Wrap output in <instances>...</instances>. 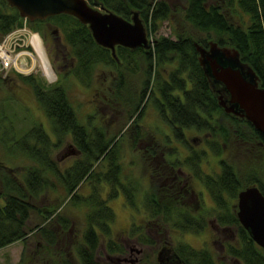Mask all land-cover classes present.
Listing matches in <instances>:
<instances>
[{"label":"trees","instance_id":"trees-1","mask_svg":"<svg viewBox=\"0 0 264 264\" xmlns=\"http://www.w3.org/2000/svg\"><path fill=\"white\" fill-rule=\"evenodd\" d=\"M86 1L91 7H103L127 21L133 12L138 13L146 25L148 36L157 31L161 23L169 20L173 10L167 0ZM50 20L55 21L64 33L65 41L77 61L73 75L80 81H89L93 67L99 64L111 68L113 66L115 71L120 73L119 83L124 79L125 71L135 73L138 72L139 64L144 66L146 79L135 110L136 119L141 116L151 95L158 112L163 108V111L159 112L161 117L167 124L177 127L175 134L178 137L183 129L188 128L211 132L215 140L207 143H210V147L215 151L221 142L225 143L231 137V129L234 130L233 135L241 139L243 135L248 134L245 131L248 128L249 133L264 150L263 134L255 131L245 119L227 114L219 106L217 91L220 86L207 76L200 66L194 46L197 44L205 49L210 44H216L219 48L236 51L240 61L252 69L264 88V0H185L183 23L188 26V32L178 34L174 40L167 37L155 39L148 51L137 49L132 53L117 47L116 58H112L108 50L97 46L88 27L79 24L73 17L57 15ZM23 26L24 20L18 12L10 8L5 0H0V36L3 37ZM115 60L120 62L119 66ZM172 65L175 67L172 68ZM165 66L167 69L170 67V71L166 70V77L158 70L159 67L166 69ZM26 80L32 84L37 101L51 119L57 140L54 143L40 126L30 133L36 145L30 146L26 142L27 137L21 140L24 143L23 152L36 163L34 167L26 170L23 181L15 171L0 166V250L17 242H26L32 231H37V235L48 245L56 244L58 226L64 231L70 230V221L59 214V208H62L64 201L74 206L77 202H85L90 210L85 215L83 241L77 250L80 264H109L100 261L98 256L102 241H105L103 246L108 254L117 256L124 252V246L111 239L114 213L95 192L85 198L77 191L86 182L94 179L98 182L105 181L111 185V189L122 190L129 207L135 206L133 188L124 187L118 176L121 166L116 145L122 133L107 138L100 128L93 127L88 130L78 121L62 88L42 86L34 78ZM147 90L148 96L145 94ZM156 93L159 99L153 96ZM223 118L231 119V125L222 124L220 121ZM70 135L74 140L67 142L65 147L71 145L74 155L79 154V157L75 158L72 166L61 171L50 158L49 152L60 144L61 139ZM198 155L192 153L188 163L197 165L200 159ZM104 160L106 170L98 172L96 168L98 164H103ZM220 161V174L205 175L194 165L193 171L203 179L204 186L208 188L217 205V211L213 215L217 224L226 231H235L236 236L234 235L233 239L236 240L226 246V253L240 264H264V250L251 240L235 216L237 196L241 191L248 187H257L264 196V164L260 176L255 170H247L246 175L242 177L234 166L223 159ZM48 173L54 174L55 181L66 193L62 199L56 198L47 206L45 198L41 201L40 197H44L45 193L47 196L49 189L56 190L58 187L56 182H52L48 177ZM143 204L148 209L150 219L172 223L174 229L182 232L196 234L205 227L204 221L195 218L192 211L185 206L175 203L162 206L152 191L145 195ZM32 214L39 217L35 230L27 226ZM132 229L133 236H138L139 230ZM137 238L143 244L153 242L146 235ZM173 250L181 264H216L206 249L196 250L185 243H179Z\"/></svg>","mask_w":264,"mask_h":264},{"label":"rangeland","instance_id":"rangeland-1","mask_svg":"<svg viewBox=\"0 0 264 264\" xmlns=\"http://www.w3.org/2000/svg\"><path fill=\"white\" fill-rule=\"evenodd\" d=\"M167 1L173 9L172 13L169 20L161 23L157 31L148 36L150 41L160 37L174 40L178 34L189 31L188 26L183 23L185 0ZM27 22L24 20V26L21 29H16L3 37L0 36V46L3 45L4 49L10 51L13 55L28 52L35 57V63L32 57H24L25 61L22 62V58L19 59L16 67L9 66L5 68H2L0 58V166L15 171L21 181H23L26 170L36 165L23 152L24 143L21 140L27 137L28 141L26 142L30 146L36 145V141L31 137L30 133L37 126H40L54 143L57 140L52 130L51 119L47 117L42 105L37 101L32 92L33 87L26 78H34L45 87L51 86L55 79H59L60 88L65 91L70 105L83 127L85 126L88 130L93 127L100 128L107 138L116 137L119 133H122L119 135L116 145L117 150H119L121 166V173L118 176L124 187L133 188L135 208L127 205L126 197L119 190L120 188L113 190L109 183L107 184L105 181L98 182V180L94 179L91 182H86L77 191L85 198L95 192L96 196L105 201L106 205L113 211L114 221L111 224V239L118 243L125 240L128 235H132L133 223L139 227H144L141 225H143L145 219L147 220V214L143 210L145 194L149 190L151 192L156 189L154 187L156 184L150 186L149 175L153 173V168L158 170L161 165L157 160L142 159L140 149L143 143L146 145L152 140V136L167 145L165 149H157L158 155L160 151H163L164 156L168 159L170 158V161L173 159H180L181 161L188 156L190 157L192 153L199 154L200 159H198L197 165L194 166L198 167V169L200 168L202 172L208 175L220 171L218 161L222 159L234 166L237 173L242 177L246 175L247 170H255L258 175L260 174L264 164V150L257 143V139H254L253 135L249 133L248 128L245 129L248 134L243 135L241 139L233 135L234 130L231 129V137L227 142H221L219 148L215 151L210 147L211 140H215L212 137L213 134L207 131H199V129L195 128L185 130L183 134L184 140L182 141L173 138L170 140L172 142L166 141L167 139H164L163 132L168 133V128L165 127L167 124L160 118L151 95L141 116L137 119L134 116L144 89L143 82L146 79L144 66L139 64L138 72L135 73L125 71L123 73L125 74L124 79L119 83L120 73L115 71L113 66L111 69L104 64H99L93 67L89 81H80L72 74L70 61L74 56L71 53L70 46L65 41L64 33L56 22L50 20L48 23H50L52 30L59 28V43H57V47H54V41H51L49 36L47 38L43 37L41 30H37L38 26L30 25ZM14 32L17 33L14 36H10V38L11 40L13 37L19 38L20 41H15L16 43L7 38ZM34 34L39 36L42 41L49 67H51L55 76L53 79L45 75L40 59L30 45L31 36ZM63 58L66 59V62ZM54 62H58L60 66L64 67L59 70ZM73 62L74 60L72 59ZM32 63L35 65L32 72H26ZM165 67L166 69L162 67L158 69L159 73L164 77L167 76L166 70L170 71L171 65L168 69L167 66ZM173 67L175 65H172ZM148 92L149 90L145 93L147 96ZM153 96L159 99L157 94ZM230 120L223 118L220 122L225 125H231L229 123ZM170 130L172 132L171 128ZM139 139L140 141L137 142ZM73 140L72 135L64 137L61 139L60 144L49 152L50 158L56 162L61 171L72 166L77 159L76 157H79V154H61L67 142ZM207 141L210 143L208 144ZM138 144L140 145L138 146ZM105 161H103L104 165L98 164L96 168L98 172L106 170ZM185 169L186 174L183 173L184 176H182L188 179L191 189L198 195L200 206L202 207L201 210L209 209L203 215H207L209 221L213 220L214 202L203 186H199L196 179L191 176L192 167H185ZM48 177L52 182H56L54 174L48 173ZM56 184L58 186L56 190L49 189L47 196L45 193L44 197H40L41 201L45 198L47 206L53 200L55 201L56 198L62 199L66 193L58 182ZM112 193L116 194L112 197ZM66 202L64 201L62 208H59V214L70 221L68 223L70 230L64 231L58 226L56 244L48 245L47 242L37 235V231H32L26 242H17L0 250V264H80L77 250L82 245L85 215L90 208L86 207L85 202H77L75 206ZM0 204H2L1 201ZM145 210L148 211V209ZM38 222L39 217L32 214L27 226L35 230V225ZM172 228V223L167 225L166 231H171H167L166 236H161V242H169L173 245V248L179 243H185L196 250L206 249L212 254L216 264H240L232 260L226 253V246L233 244L236 240L233 239L235 231L232 229L231 231L222 232L221 229H214L208 225L201 232L194 234L174 228L173 230ZM138 232L141 238L145 235L153 237V232L149 233L145 229H141ZM131 238L134 239L133 235ZM133 241L128 242L126 245L131 252L128 250L124 257L114 256L110 259H107L103 254V243L105 241H102L98 254L101 258L100 261L104 263L111 262V264H130L131 262L129 261H135L134 264H143L145 261L157 262L156 258L160 246L156 249L146 248Z\"/></svg>","mask_w":264,"mask_h":264},{"label":"water","instance_id":"water-1","mask_svg":"<svg viewBox=\"0 0 264 264\" xmlns=\"http://www.w3.org/2000/svg\"><path fill=\"white\" fill-rule=\"evenodd\" d=\"M10 8L29 22L43 21L60 15L73 17L88 27L95 44L110 51L138 48L150 50L154 41L148 39L146 25L139 14L132 13L129 21L103 7H91L86 0H5ZM200 66L207 76L220 86L219 106L224 112L239 115L255 131L264 135V88H260L252 69L242 64L238 53L210 44L204 49L194 45ZM227 94V98L224 96ZM236 217L251 240L264 250V196L257 187H248L237 196Z\"/></svg>","mask_w":264,"mask_h":264},{"label":"flooded vegetation","instance_id":"flooded-vegetation-1","mask_svg":"<svg viewBox=\"0 0 264 264\" xmlns=\"http://www.w3.org/2000/svg\"><path fill=\"white\" fill-rule=\"evenodd\" d=\"M50 19L51 18H48V19L43 20V21H35V22H29L28 21L27 23H30V25L38 26V28L41 30V33L43 34V37L47 38L49 36L51 38V41H54V43H53L54 47H57V43H59V37H58L59 28L57 27V28L52 30L50 28V23H48L50 21ZM53 49H52V51H53ZM116 49H118V48H116ZM124 49H126V48H124ZM138 49H141V48H138ZM205 49H208V48H205ZM227 49L231 50L230 48H227ZM127 50L132 51L130 49H127ZM135 50H137V49H135ZM135 50H133V51H135ZM141 50H144V49H141ZM133 51H132V53H133ZM197 57L199 58V54L198 53H197ZM112 58H114V57H112ZM72 59L74 60L73 63H72ZM72 59L70 61V64H71L70 66L72 67L71 71H73L74 68L77 66V61L74 59V57ZM63 60L66 62L65 58H63ZM115 63H116L117 66L120 65L119 61L115 60ZM54 64H56V67H57V69L59 68V70L64 67V66H60V64L58 62H54ZM242 64H244V63H242ZM109 68H111V67H109ZM257 79H258L259 87L262 88L261 87V83H260V79L258 77H257ZM59 84H60L59 79H55L53 84L51 86H47V87L55 89V88L60 87ZM31 86H32V84H31ZM32 92L34 93V90ZM34 95H35V93H34ZM224 96L227 98V94L226 93H224ZM156 99H158V98H156ZM161 110L163 111V108H161L160 111ZM164 111H165V109H164ZM159 112H158V114H159L160 118H162ZM240 115L241 114L234 115V116H236L239 119H244ZM162 120L167 124V122L163 118H162ZM165 127L169 129V130L167 129L168 133H164L163 132L164 139H167L166 141L169 140V142H172V141H170V140H172V138L176 139V140L178 139L179 141L184 140L183 139V134L185 133L184 131L187 130V129H183L182 132H181V135H179V137H178L177 134H175V132L177 131V127L176 126L167 124ZM170 128L172 129V132H171ZM199 131H202V130H199ZM152 137H153V138H151L152 140H150L148 142L150 144L146 143V145H145L143 143L140 150H141V154H142L141 155L142 159H144V160L145 159L146 160H148V159L149 160L150 159L157 160L158 163L161 165V166L158 167V170L153 168V171H152L153 173L149 175L150 186L152 184H156V185H154V187L156 189H155V191H152V192L155 193L156 198L158 199V202L160 204H162V206H164L163 204H166V203L167 204L175 203V204H179V205L185 206L187 209L192 211V213L195 216V218H197V219L200 218L201 220L204 221L203 224H205V228H207L208 225H209V226H211L214 229H219V230L221 229L222 232L226 231L222 226H219L217 224L215 217H213V220L209 221L207 219L208 218L207 215H203V213L209 211V209H206V210H203V211L201 210L202 207L200 206V200L198 198V195L195 193L194 190L191 189V186L189 185L188 179L183 177L184 176L183 173L186 174L185 167H190L191 166L192 167V172H190L191 176L196 179V182H197V184L199 186H203L204 190L208 193V195L211 197V200L214 202V200H213L208 188L206 186H204L205 184L203 182V179L198 177L194 173V171H193V169H194L193 165L194 164L190 165V163H188L189 156L187 158H185L184 160H181V161H180V159H173V160L170 161V158L168 159V158H166L164 156L163 151L159 150L160 153L158 155L157 149L158 148L159 149H165V148H167V145H164L163 142H160L159 140H157L156 137H154V136H152ZM139 141H140V139L137 140V142H139ZM139 145L140 144H138V146ZM67 153L70 154V155L74 154V149H73V147L71 145L66 146L63 149V151L61 152L62 155H64V154L66 155ZM145 154H147V156H145ZM220 162L221 161H218V163H219L218 165H219V169L221 170ZM183 170H184V172H182ZM204 174L208 175L206 173H204ZM215 174H220V171L215 173ZM210 175H213V174H210ZM149 193H150V190L146 192V194H149ZM112 197H113V195H112ZM127 205L129 206L128 203H127ZM135 206H136V204H135ZM135 206L131 207V208H135ZM145 209H146V207L143 205V210L147 214L146 215L147 216V220L145 219L143 225H141V226H144V227H139L135 223H133L132 228H136L138 230L145 229L149 233L153 232V237L152 238L150 237L151 240L153 241L152 244H143V243H141L139 241V238H137V237H139V235L138 236L134 235L133 236L134 239H132L131 238V236L133 235V233H132V235H130V236L128 235L125 240H122L123 243L120 242L122 245H124V252H122L121 255H117V256L124 257L127 254V251L129 250V248H127V246H126L127 243L134 240L133 242L138 243L140 246L146 247V248L150 247V248L156 249V248H158L160 246V250L157 253V258H156L157 262L153 263V262L145 261L143 264H147V263L148 264H150V263H153V264H181V262L178 260L176 254H175V252L173 250V245L170 244L169 242H165V241L161 242V239H160L161 236L164 237V236L167 235L166 227L169 224L160 222V220H157V219H150L149 214H148L149 212L146 211ZM213 210H214V212L217 211V205L215 204V202H214ZM129 252H131V251L129 250ZM103 254H104L105 257H107V259H110V258L114 257L113 255L108 254L105 250H103ZM99 259H101V258L99 257ZM129 262H131L130 264H132V263L134 264L135 263V261H133V262L129 261ZM107 263L111 264V262H107Z\"/></svg>","mask_w":264,"mask_h":264},{"label":"bare ground","instance_id":"bare-ground-1","mask_svg":"<svg viewBox=\"0 0 264 264\" xmlns=\"http://www.w3.org/2000/svg\"><path fill=\"white\" fill-rule=\"evenodd\" d=\"M30 45L33 47V49L37 53V55H38V57L40 59L41 67H42L45 75L48 78L53 79L54 78V74H53V71H52L51 67H49L48 59H47L46 54L44 52V48H43L42 41H41L40 37L35 35V34L32 35L31 39H30ZM2 51L3 52L0 53V56L5 55V59L7 61H9L10 60V56L8 55V53L3 48H2ZM24 55H25V53L22 56V62L25 61ZM25 56L27 57V55H25ZM28 56L29 57H27V58H31L32 57V59H33V61L35 63V57L31 53H28ZM34 63H32V65L28 68V71H26V72H28V73L32 72L33 67L35 66ZM16 66H17V64L15 62V67Z\"/></svg>","mask_w":264,"mask_h":264},{"label":"built area","instance_id":"built-area-1","mask_svg":"<svg viewBox=\"0 0 264 264\" xmlns=\"http://www.w3.org/2000/svg\"><path fill=\"white\" fill-rule=\"evenodd\" d=\"M17 32H18V31H17ZM17 32L12 33V34L9 35L7 38L11 40L10 36H14ZM20 32H21V31H20ZM11 41H13L14 43H16L15 41H20V39L17 38V37H13V39H12ZM2 48L4 49V46H3V45L0 47V53L3 52V51H2ZM4 50H5V49H4ZM5 51H6V52L8 53V55L10 56V60L7 61V60L5 59V55L0 56L1 61H2V63H1L2 68L9 67V66H15V62H16V64H17V62L19 61V59L22 58V56H23L24 53H25V55H27V57H29V56H28V52L20 53L19 55H18V54H17V55H13L10 51H7V50H5ZM25 55H24V57H26Z\"/></svg>","mask_w":264,"mask_h":264}]
</instances>
